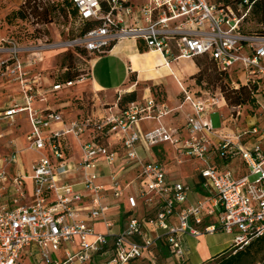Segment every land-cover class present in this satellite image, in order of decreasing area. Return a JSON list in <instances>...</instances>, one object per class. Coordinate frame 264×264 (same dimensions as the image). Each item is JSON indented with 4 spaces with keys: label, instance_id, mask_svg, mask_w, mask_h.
I'll use <instances>...</instances> for the list:
<instances>
[{
    "label": "built area",
    "instance_id": "built-area-1",
    "mask_svg": "<svg viewBox=\"0 0 264 264\" xmlns=\"http://www.w3.org/2000/svg\"><path fill=\"white\" fill-rule=\"evenodd\" d=\"M69 1L82 31L66 46L98 56L131 38L143 42L147 51L162 54L167 67L181 59L208 56L230 76L227 84L232 89L256 87L258 107L250 115L255 116L256 110L264 115V33L243 29L254 2ZM6 43L8 49L0 48V54L8 56L0 61V77L20 85L21 99H14L2 117L13 120L26 115L31 130L24 150L40 158L27 176L20 159L24 150L0 155V264H25L34 257L44 264H97L100 258L107 260L104 264H130L149 257L155 263L157 251H167L182 263L187 259V235H232L234 254L264 238V126L252 123L243 129L238 125L246 106L231 108L221 89L197 91L178 81L179 110L191 109L185 119L186 136L162 123L171 110L152 92L125 108L120 106L119 93L115 103L67 120L63 110L36 103L46 100L49 89L59 93L88 82L91 70H81L73 81H55L46 90L41 73L31 78L36 61L23 62L18 56L23 51L32 55L43 51L26 50L14 40ZM224 108L232 109L228 119ZM215 112L221 114L220 129L211 120ZM145 121L158 125L145 131ZM257 136V141L245 142ZM162 145L175 149L179 164L186 157L199 161L196 172L204 193L200 200L189 204L192 186L172 178L160 161L149 159L150 155L142 158L138 152L142 147L152 154V149ZM237 160L243 174L221 167ZM129 169L137 170L136 177L124 184ZM27 178L32 181L31 192ZM102 178L109 180L115 199L125 195L127 200L126 223L118 233L112 230ZM5 195L11 196L9 202L4 201ZM140 201L146 209L143 221L135 214ZM93 222H102L107 232H97Z\"/></svg>",
    "mask_w": 264,
    "mask_h": 264
},
{
    "label": "rangeland",
    "instance_id": "rangeland-1",
    "mask_svg": "<svg viewBox=\"0 0 264 264\" xmlns=\"http://www.w3.org/2000/svg\"><path fill=\"white\" fill-rule=\"evenodd\" d=\"M17 1L18 0H0V10H9V13L7 15H3L2 17H0V48L8 49L10 44L6 43V40L9 39L14 40L17 44H19L26 50L31 47L35 49L34 51H43L41 52L42 54L37 55H32L30 52L23 51L18 55L23 62H28L29 60L36 61V64L33 65L34 67L31 72V78L34 75H38L39 73H41L43 79L52 78V82L55 83V81H59L64 78L65 74L68 72H72L73 74L78 73V77L81 70L90 69L89 60L94 56H91L88 52L87 54H81V47L66 46V43L68 41L74 40L80 35L82 31V28L79 27V25H77L75 22V17L72 15V8L68 5L67 2L68 0H32V4L36 3L37 5H40L42 7H48L49 9L54 10V22L48 25L42 24L40 22L35 23L37 22V19L34 16L29 17L30 21H22L20 19H16L13 15V12L23 8L22 4L20 5L16 3ZM234 1L239 3V0ZM64 6L68 10V17L63 15L61 12V9ZM243 29L246 32H264L263 5L261 7V12L255 13L254 9H251L244 23ZM31 35H34V37L37 36L39 38L29 39L28 37ZM7 57L8 56L6 54H0V61L5 60ZM42 57L43 60L40 61L39 58ZM180 62L185 63L186 65L195 66V69L192 71L190 70V72L196 73H194V75L186 76L184 82L185 86H189L190 89H195L198 91L201 88H208L209 90H212V88H216V86L218 85V82H216L217 80H214L213 77H210L213 75V72H210L208 70L205 71L207 68L209 69L211 67L210 62L206 58L201 57L193 61L182 59L178 61V63ZM202 72H204V74ZM197 78L199 79V82L196 81L191 85H186V83H190L191 80ZM210 78L213 79V81ZM235 79L236 76L233 74V80ZM5 81L0 77V108H7L9 106L11 98H9L8 96L10 95L12 96V99L13 97L21 99L19 98L21 97L20 85L16 82L9 85L7 84L8 82ZM84 84L85 83L81 85H75L71 88L64 89L59 93L53 94L55 98H52V100L54 101L59 100L58 102L63 103L70 101V106H68V108L70 110V115L73 118H67V120L82 118L86 115L91 114L92 112L95 113L100 109L104 102L101 98H99L100 96H95L94 93L83 88ZM170 84L172 87H170L169 90L171 89V91L174 92V90L177 89V85L172 81ZM148 85L152 86V84ZM143 87V85L138 87L137 94L140 101L143 94ZM162 90L166 92L167 102V88L162 86ZM127 94L128 93H124V96H126ZM118 96L119 95L117 94L116 96H114V101H117ZM178 97L180 99L182 98L181 93L178 94ZM161 99H163V97L159 96V100ZM261 100L262 102H264V97ZM170 104L172 105V102H170ZM222 111L224 112L225 117L228 119L230 117L232 109L230 110L224 108ZM255 113V116H251L249 114V110H246L238 125L243 129L249 128L250 124L252 123L264 126V115L260 110H256ZM20 120L18 121L21 123L16 121L15 126L0 121V134L2 135V137L0 138V155L3 157H8V155H10L13 150H15L17 144L19 145L18 148L23 150V147L25 145V137L29 131L30 126L27 121ZM211 120L216 129H220L223 127L220 112L213 113L211 115ZM231 128L234 129V126H231ZM257 139L258 136L252 139H245V142H255L257 141ZM174 150L175 149L172 147L163 149V145L160 147L158 146L155 149H152V152L154 153L156 158L153 159L152 157H149V159L160 161L171 173H180L181 171L186 176L192 175L194 173L195 167L199 164V161L197 159L186 157L183 158L182 163L179 164L178 160L175 158L176 154ZM23 152L24 168H26L28 174L31 175V164L40 158V154L29 152L27 150H24ZM236 163L237 164L235 167L238 168L239 166H242L239 160H237ZM201 165L204 166V164L202 163ZM243 168L245 169V167ZM135 214L138 219H142V221L143 219H145L146 209L141 201L139 202V209ZM224 237H229V235L221 232L216 233V235L214 236L204 235L203 239L201 238V250H204L207 246L209 247L211 243H214L213 246H215L216 248L223 245L221 251H225L226 248L223 244ZM215 243L218 245H215ZM240 252H243L244 255L238 258L236 261L234 260L235 262L233 264H264V238L259 241H255L250 247L246 248L243 251H239V253ZM235 254L233 251H229L220 258L215 259L207 264H230L229 261L232 260V256H235ZM109 257L110 255L105 256L106 259H109ZM106 261L104 258H100L98 264H104L106 263ZM25 264L44 263L40 262L38 257H34L25 260ZM136 264H144V262L138 260L136 261Z\"/></svg>",
    "mask_w": 264,
    "mask_h": 264
},
{
    "label": "crops",
    "instance_id": "crops-1",
    "mask_svg": "<svg viewBox=\"0 0 264 264\" xmlns=\"http://www.w3.org/2000/svg\"><path fill=\"white\" fill-rule=\"evenodd\" d=\"M24 0H18L16 3L23 4ZM9 13V10H0V17L3 15H7ZM1 34V33H0ZM1 36V35H0ZM141 47L143 50H141ZM145 45L143 42H139L135 39L131 38H125L119 42H117L107 53L99 56H94L89 60L90 70H91V79L84 84V87L86 90L91 91L95 94V96H100L104 102L103 104H112L115 103L114 96L116 94L122 93V97L124 96V93H130L133 91L138 92V87L143 85V91H142V97H148L151 94V89L148 84H152L154 86L156 85H162L167 88L168 91V101L167 105L168 108L171 110L170 113L165 116L162 119V123H164L167 126H170L171 128H175L180 130L181 134L183 136H186V130H185V119L186 116L191 112V109L188 106H185L184 109L179 110V106L182 102V98L180 99L178 97V94L181 93V88L178 86V81L185 82L186 76L188 75H194L196 72H190V70H194L195 66L193 65H186L185 63H178L173 62L170 64L169 67L165 66V59L159 52L155 51H147L146 48L144 49ZM182 60V59H181ZM5 81V80H4ZM52 78H44L43 83L45 87L48 90L54 82H52ZM171 81L174 82L177 85V89L174 90V92L169 90L171 86ZM7 82V81H5ZM192 83H195V80H191L190 83H186V85H191ZM11 85V83H7ZM86 85V86H85ZM171 91V92H170ZM53 92H49L46 94V100L37 102L36 106L42 107V108H52V109H61L63 110L66 118H73L70 115V110L68 106H70V101L68 102H58L52 100V98H55L53 96ZM11 98L10 103L17 99L16 97L8 96ZM8 98V99H9ZM117 98V97H116ZM142 99V98H141ZM172 102V105L170 104ZM10 105V104H9ZM171 105V106H170ZM9 107V106H8ZM7 107V108H8ZM7 108L2 107L0 108V121H3V123H9L11 125H16V121L18 120H25L28 122L29 126V120L27 119L26 115L21 114L15 116L13 120L11 119H4L3 113ZM74 114V113H73ZM224 114V112H223ZM24 115V116H23ZM225 116V114H224ZM19 117V118H18ZM25 117V118H21ZM20 120V121H21ZM19 122V121H18ZM21 123V122H19ZM158 125L157 121H145L142 124L143 130H148L153 127H156ZM31 130V126L29 128L27 135L29 134ZM2 135L0 134V138ZM26 137H25V145L23 147V150L26 147ZM19 145H16V148L14 151H22L18 148ZM170 147L168 145L163 146V149ZM12 152V153H13ZM139 154L142 158H147L149 155L155 159V155L152 152V154L147 153L144 148L138 149ZM23 151L20 154L21 164L23 165ZM10 156V155H8ZM149 156V157H150ZM176 158V157H175ZM35 162V161H34ZM33 162V163H34ZM31 169L32 171V165ZM222 163L221 167L225 170H235L237 175L243 174L244 170H239V168L236 166V161L230 164ZM196 166V165H195ZM199 166V164L197 165ZM196 166V167H197ZM196 167L194 169V173L192 175L186 176L184 173L180 171V173H171L169 170V174L172 178H175L176 180H181L185 183H188L192 186L193 192L190 195L189 198V204L196 202L197 200H200L204 193L201 190L200 183L201 179L199 178L198 173L196 172ZM23 171L27 176H29L27 169L24 168L23 165ZM125 177H124V184H128L131 182L132 179L136 177L137 170L135 169H129L127 171ZM12 174H14L13 171H11ZM103 173L106 174L107 170H103ZM29 191H32V181L30 178L26 179ZM100 183L104 184L106 186V202L111 206L110 212H109V219L113 224V232L118 233L120 232L126 223L127 218V212H128V204L125 195L122 199H115L112 196L109 180L107 178H102L100 180ZM135 192V189L132 190ZM11 200V196H4V201L9 202ZM214 221V218L210 219L207 224ZM92 225L94 226L95 230L100 233H106V227L102 222H93ZM147 231H150L152 235H156V232L154 230H151L148 228V226H145ZM218 233V232H217ZM223 233V232H221ZM226 234V233H224ZM204 235L207 236H214L215 234H202L199 237H194L187 235L184 237V245L187 252V259L186 261L179 263L175 261L170 256H167L166 251L159 252L157 251L154 255H156V262L154 263L150 257L147 258L149 260L144 261V264H207L215 259H217L219 256L223 255L224 253L231 250L233 245V239L234 237L232 235H229V237L223 238V244L226 248L225 251H221L223 248L218 247L216 248L213 246L214 243H211L209 247L207 246L204 250H201V238L203 239ZM228 235V234H226ZM218 241V240H216ZM215 245H218L215 243ZM99 259L96 261L98 262ZM141 261V260H139ZM173 262V263H172ZM98 264V263H97ZM136 264V263H135Z\"/></svg>",
    "mask_w": 264,
    "mask_h": 264
},
{
    "label": "trees",
    "instance_id": "trees-1",
    "mask_svg": "<svg viewBox=\"0 0 264 264\" xmlns=\"http://www.w3.org/2000/svg\"><path fill=\"white\" fill-rule=\"evenodd\" d=\"M243 1L244 0H239V2H243ZM250 1L254 2L252 5V9H254V12L255 13L261 12V7H262V5L264 6V0H250ZM67 2H68V5L72 8V15L76 18L77 17V11L75 9H73V5L70 3L69 0ZM22 6H23V8L19 9L18 11L13 12V15L16 19H20L22 21H30L29 17L34 16L37 19V22H35V23L40 22L42 24L48 25V24H51L54 22V16H53L54 10H51L48 7H42L40 5H37L36 3L32 4V0H26L22 4ZM61 12L63 15L68 17V10L65 8V6L61 9ZM260 33H264V32H260ZM28 38L29 39H38L39 37H37V36L34 37V35H31ZM144 49H145V47H144ZM141 50H143L142 47H141ZM80 51H81V54H87V51L84 49H82ZM201 57L206 58L210 62L211 67L209 69L207 68L205 71L208 70L210 72H213V75L210 77H213V79L217 80L216 82H218L217 83L218 85L216 86V88H212V90L214 91V89H215V91H216L218 89H221V91L223 92V94L226 98L228 105L231 108L237 107V106H246L249 110V114H254V110L258 107V103H257L256 97H255L256 87L241 86L239 90L232 89L227 84L228 81H230V76H228V74L226 72L220 71L217 68L215 62L212 59H210V57H208V56H201ZM201 57H197L196 59L201 58ZM202 73L204 74V72H202ZM77 75H78V73L73 74L72 72H68L65 74V77L62 78L61 80H59L58 82L73 81L77 78ZM199 76H200V74H199ZM213 79H211V80L213 81ZM194 80H195V82L196 81L199 82L198 78L194 79ZM188 88H190V87L188 86ZM150 89H151V92L153 93V95L157 96V94H158V95L163 97L164 102L166 101V92H164L162 90V86L152 85V86H150ZM201 89L209 90L208 88H201ZM137 99H138L137 92L136 91L130 92L126 96L122 97V100L120 101V106L122 108H125V106L128 103L134 102ZM250 246H248V247H250ZM228 252H226V253H228ZM166 253H167V256H169L167 251H166ZM226 253H224L223 255H225ZM223 255H221V256H223ZM243 255H244L243 252L239 253V251H238L235 254V256H232L233 258H232V260L229 261V263L233 264L238 258L242 257ZM221 256H219L218 258H220ZM146 260H149V259H147V258L141 259V261H143V262ZM136 261H138V260H135V261L131 262L130 264H135Z\"/></svg>",
    "mask_w": 264,
    "mask_h": 264
}]
</instances>
